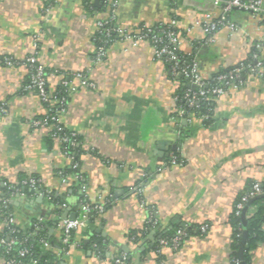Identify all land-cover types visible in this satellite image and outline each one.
<instances>
[{"label":"crops","instance_id":"crops-1","mask_svg":"<svg viewBox=\"0 0 264 264\" xmlns=\"http://www.w3.org/2000/svg\"><path fill=\"white\" fill-rule=\"evenodd\" d=\"M86 1L0 0V233L8 200L18 229L45 232L51 264H117L122 256L125 264H230L238 199L264 182V76L243 73L216 99L210 122L180 116L176 97L191 88L190 80L174 77L140 34L144 25L175 18L180 52L195 56L210 82L249 58L264 37L263 22L235 12L238 30L209 41L197 22L221 15L214 0H118L112 26L130 35H115L98 61L97 19L114 0H89L98 13ZM36 42L49 92L69 90L58 119L77 134L73 152L33 125L47 107L23 90L27 67L2 63L5 57L21 62ZM82 77L93 86L82 87ZM73 164L78 173L64 176ZM30 178L42 190L27 191L22 184ZM6 186L14 190L9 198ZM102 202L111 204L77 232L82 246L66 250L63 221L81 218L86 203ZM179 225L198 233L178 249L159 247ZM251 262L264 264V242L251 251Z\"/></svg>","mask_w":264,"mask_h":264},{"label":"built area","instance_id":"built-area-1","mask_svg":"<svg viewBox=\"0 0 264 264\" xmlns=\"http://www.w3.org/2000/svg\"><path fill=\"white\" fill-rule=\"evenodd\" d=\"M59 2V0H55ZM118 3V0H114L109 7V13L106 17H99L96 23V36L98 42L101 44L97 47L96 59L102 61L107 53V45L112 41L115 35L121 38H129L130 32L123 28H115L112 26V22L115 19L114 14H111L112 8ZM214 3L221 9V15L219 17L211 14L206 15L201 22H197V25L201 26L205 36L209 41H212L214 37L223 30H228L232 33L238 30V26L232 22L228 16L234 10H239L252 14L255 19L261 20L264 24V0H214ZM112 7V8H111ZM167 28L153 31L152 26L144 25L141 27V39L149 41L155 50L157 58L164 60L172 65L171 73L174 77L184 76L190 80L191 88L188 89L182 99L188 104L190 109L198 107L202 100H208L210 96H214L216 99L223 96L227 89L233 84L239 81L242 77L245 69L250 70L253 74L264 76V60L261 59V52L264 50V37L260 42L254 45L253 50H257L258 53L254 54L253 64L246 65L245 62H241L236 65L232 70L226 74H221L214 78L216 85H213L203 79L199 72V65L197 60L186 62L179 54V46L181 44V36L178 31V22L174 18L169 23L165 24ZM152 35V36H151ZM97 38V37H95ZM252 50V51H253ZM2 63L7 67H14L16 65H23L27 67L29 73V82L23 86V90L37 94L40 100L44 104H48L47 113L43 119L33 121L35 127H44L49 131H52L51 135L60 144L75 145V138L77 134L71 133L69 135H62L64 128L59 124V114L64 111L62 107L56 115H50L54 105L61 103L59 100H55L53 95L48 89V79L45 67L39 60V44L34 43L33 49L30 55L26 56L21 62L14 60L11 57H5ZM82 87H92L93 85L85 78H81ZM69 91V90H68ZM177 102L181 100L176 97ZM177 113L180 116H186L189 119L195 116L189 113L185 109H178ZM72 169H77L78 165L73 164ZM67 177H63V181L67 182ZM23 186H28L35 190H41L42 184L40 180L30 178L25 181ZM264 195L263 183H255L250 192L244 194L236 206V215H242L243 210L248 205L249 201ZM107 203V202H106ZM106 203H99L97 205H91L89 203L84 204L83 213L81 218L76 220L63 221V244L66 250L73 246H82V239L78 236L73 237L74 232H78L79 229L85 228L88 219L93 213L103 212ZM9 205L8 200H4L3 207L7 208ZM251 208V207H250ZM248 210L247 216L252 213V208ZM4 229L7 228L10 231L8 240H0V247L3 246L8 252L20 246L18 249L19 256L25 257L31 254L30 247L27 246L28 239L18 240L14 237L16 232L15 217L9 212L3 221ZM188 228V227H186ZM207 231L206 227L200 228L201 233ZM187 236V230L180 229L176 232L175 236L170 239L162 238L159 241V247L170 246L173 249H178L180 244ZM46 250L50 249V245L47 241H42ZM126 256H122L116 259L117 264H125ZM5 264H18L15 259H5ZM230 264H240L239 259L233 258Z\"/></svg>","mask_w":264,"mask_h":264},{"label":"trees","instance_id":"trees-1","mask_svg":"<svg viewBox=\"0 0 264 264\" xmlns=\"http://www.w3.org/2000/svg\"><path fill=\"white\" fill-rule=\"evenodd\" d=\"M85 6L87 9H89L92 13H98L100 12V9H98V7H96L92 2H90L89 0L85 2ZM235 12H239V10H234L233 12H231L228 16V18L232 21L233 18V14ZM167 28V25L162 24L159 26H155L153 27V31L157 32V30L160 29H165ZM152 36V35H151ZM95 38L97 47L100 46L101 44L98 42V37ZM109 45V44H108ZM107 45V46H108ZM258 53L257 50H253L249 56V58L245 61V64H253L254 60H253V56L254 54ZM178 54L184 59L186 60V62H190L192 60H197V58L195 56H187L184 55L183 53L180 52V50H178ZM167 63V62H166ZM169 69H172V65L167 63ZM234 68V67H233ZM233 68L229 69L228 71L223 72L222 74H226L228 73L230 70H232ZM248 69H245L243 71V73H245ZM221 75V74H220ZM216 78V77H215ZM29 82V79L27 81V83ZM26 83V84H27ZM209 83L216 85V82L214 81V79L212 81H210ZM188 89H185L181 92H179L178 97L181 98V100L178 101L179 105H180V109H185L186 111H188L189 113H192L195 117L198 118H203L206 122H210L213 116V111H214V106H215V101L216 98L214 96H210V98L207 100H202L199 104L198 107L192 108L190 109L188 107V104L182 99L184 93L187 91ZM53 95V94H52ZM69 92H68V88L62 86L61 90L59 91V93L53 95V98L55 100H59L61 101V103L56 104L53 106V110L50 113V115H56V113L62 108L65 107V104L68 102L69 99ZM46 107H49L48 104H44ZM44 116L41 118L43 119ZM69 135L71 134V132H69L68 130H66L64 128L62 135ZM75 141L77 140V138L74 139ZM65 147H67V149L69 151H74L75 146H71L70 144H64ZM72 173L73 175L78 173V168L77 169H70L69 171H66V173L64 172V176H67L66 174ZM82 183V182H81ZM16 189H22L21 185L18 186H14ZM27 191L30 189V187L25 186ZM263 189H264V182H263ZM42 190V189H41ZM4 193H5V197L9 198L11 197L12 193H13V189L10 188V186H6L4 187ZM243 196V195H242ZM242 196H240V198L238 199V202L240 201V199L242 198ZM59 201H61L60 199H58ZM63 201L60 202V204H62ZM110 202L106 203L105 209L108 208L110 206ZM10 207L8 205L7 208H2V217L3 219L5 218V216L10 212ZM252 208V213L250 215L247 216V230H248V239H247V243H246V248H245V261L247 264H252L251 262V251L256 249L258 247L259 244H261L262 242H264V233L262 231V227L264 225V198L262 199H257L256 201H254V203L251 206ZM250 208V209H251ZM232 226L234 228V234H233V258L238 259V250H239V246H240V242L242 239V235H243V222H242V216L239 215L237 216L236 214L233 216L232 218ZM16 232L14 234V237L17 238L18 240H24V239H28L27 242V246L30 247L31 249V254L27 255L25 257H20L19 256V252L18 249L20 248V246H18L17 248L13 249L12 251L8 252L7 249L3 246H1V254L2 256L9 260V259H15L16 263L18 264H51L50 261L53 260V254L51 251L46 250L43 244V240H47V235L45 234V232L41 231V230H30L28 232H23L20 229L16 228ZM177 230L180 229H186L187 230V236L192 235L194 233H198L196 231L195 227H190V228H186L184 226H177L176 228ZM176 231H172L169 232L167 235L163 236V238H167L170 239L173 236H175ZM10 231L5 228L1 233H0V240L1 239H5L6 241L8 240ZM77 236V232L73 233V237ZM134 236V233H132L130 235V237ZM186 236V237H187ZM185 237V238H186ZM83 244V243H82Z\"/></svg>","mask_w":264,"mask_h":264},{"label":"water","instance_id":"water-1","mask_svg":"<svg viewBox=\"0 0 264 264\" xmlns=\"http://www.w3.org/2000/svg\"><path fill=\"white\" fill-rule=\"evenodd\" d=\"M98 2V0L95 1V4ZM264 198V195H260L252 200L249 201L248 205L245 207V209L242 212V222H243V235H242V239L240 242V246H239V250H238V259L240 261V264H247L245 261V248H246V243H247V239H248V230H247V213L249 208L252 206V204L254 203V201H256L257 199H262ZM72 220H76V216H72Z\"/></svg>","mask_w":264,"mask_h":264}]
</instances>
